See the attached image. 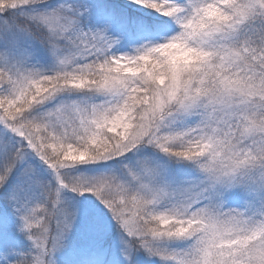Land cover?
I'll use <instances>...</instances> for the list:
<instances>
[{
	"label": "snow or ice",
	"instance_id": "snow-or-ice-1",
	"mask_svg": "<svg viewBox=\"0 0 264 264\" xmlns=\"http://www.w3.org/2000/svg\"><path fill=\"white\" fill-rule=\"evenodd\" d=\"M0 264H264V0H0Z\"/></svg>",
	"mask_w": 264,
	"mask_h": 264
}]
</instances>
